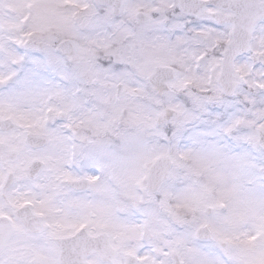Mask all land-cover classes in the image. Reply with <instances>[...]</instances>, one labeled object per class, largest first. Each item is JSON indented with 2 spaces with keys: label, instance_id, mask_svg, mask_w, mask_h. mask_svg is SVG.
<instances>
[{
  "label": "clouds",
  "instance_id": "1",
  "mask_svg": "<svg viewBox=\"0 0 264 264\" xmlns=\"http://www.w3.org/2000/svg\"><path fill=\"white\" fill-rule=\"evenodd\" d=\"M0 264H264V0H0Z\"/></svg>",
  "mask_w": 264,
  "mask_h": 264
}]
</instances>
